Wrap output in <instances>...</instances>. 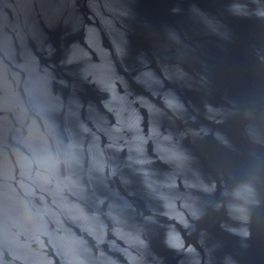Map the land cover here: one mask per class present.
Listing matches in <instances>:
<instances>
[{
  "label": "water",
  "instance_id": "obj_1",
  "mask_svg": "<svg viewBox=\"0 0 264 264\" xmlns=\"http://www.w3.org/2000/svg\"><path fill=\"white\" fill-rule=\"evenodd\" d=\"M0 264H264V0H0Z\"/></svg>",
  "mask_w": 264,
  "mask_h": 264
}]
</instances>
